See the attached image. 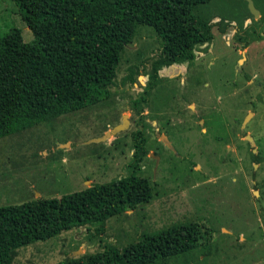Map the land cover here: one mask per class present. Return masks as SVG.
<instances>
[{
	"label": "rangeland",
	"instance_id": "1",
	"mask_svg": "<svg viewBox=\"0 0 264 264\" xmlns=\"http://www.w3.org/2000/svg\"><path fill=\"white\" fill-rule=\"evenodd\" d=\"M193 13L213 24V40L193 61L160 68L148 94L161 41L139 25L108 99L0 139L2 207L127 176L132 133L147 138L138 173L151 186L149 203L20 248L12 264L121 251L141 235L188 223L205 232L201 245L154 264H264V0H212ZM11 29L33 40L14 1L0 0V37ZM131 71L134 83L123 85ZM123 117L125 130L94 141Z\"/></svg>",
	"mask_w": 264,
	"mask_h": 264
},
{
	"label": "trees",
	"instance_id": "2",
	"mask_svg": "<svg viewBox=\"0 0 264 264\" xmlns=\"http://www.w3.org/2000/svg\"><path fill=\"white\" fill-rule=\"evenodd\" d=\"M13 1L33 40L24 43L18 29L0 37V139L108 99L120 56L139 25L153 28L161 41L145 94L156 87L160 68L193 61L196 48L214 37L213 24L193 13L212 0ZM125 83H134L132 71ZM132 142L127 176L59 199L0 207V264H12L20 248L103 225L149 203L151 186L138 173L147 155L145 133L133 132ZM204 237L198 223L182 224L141 235L121 251L105 246L102 253L56 264H154L196 249Z\"/></svg>",
	"mask_w": 264,
	"mask_h": 264
},
{
	"label": "water",
	"instance_id": "3",
	"mask_svg": "<svg viewBox=\"0 0 264 264\" xmlns=\"http://www.w3.org/2000/svg\"><path fill=\"white\" fill-rule=\"evenodd\" d=\"M251 11H252V13L255 15V17H257V12L254 10V9H252L251 8ZM127 120H126V118L125 117H123V122L120 124V125H118V126H116L114 129H112L111 131H107L103 136H101L100 138H98V139H95L94 141L95 142H101V141H104L106 138H108V137H112V136H114V135H116L117 133H119V132H121V131H123V130H125L126 129V127H127ZM168 143V142H167Z\"/></svg>",
	"mask_w": 264,
	"mask_h": 264
}]
</instances>
